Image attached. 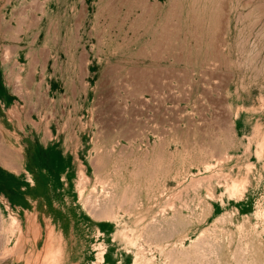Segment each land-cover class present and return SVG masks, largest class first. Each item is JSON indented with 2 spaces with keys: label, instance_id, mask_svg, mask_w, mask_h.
<instances>
[{
  "label": "rangeland",
  "instance_id": "1",
  "mask_svg": "<svg viewBox=\"0 0 264 264\" xmlns=\"http://www.w3.org/2000/svg\"><path fill=\"white\" fill-rule=\"evenodd\" d=\"M0 264H264V0H0Z\"/></svg>",
  "mask_w": 264,
  "mask_h": 264
}]
</instances>
